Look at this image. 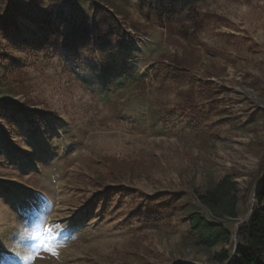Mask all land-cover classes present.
Wrapping results in <instances>:
<instances>
[{
  "label": "rangeland",
  "instance_id": "obj_1",
  "mask_svg": "<svg viewBox=\"0 0 264 264\" xmlns=\"http://www.w3.org/2000/svg\"><path fill=\"white\" fill-rule=\"evenodd\" d=\"M165 2L67 0L69 16L93 18L102 6L123 22L106 69L97 48L38 45L55 0H0V16L13 14L29 43L0 32V103L30 98L44 112L0 111V264H220L213 255L234 247L264 166V0H193L175 16ZM163 54L182 56L189 81L168 73ZM207 80L218 101L210 114L197 88ZM233 170L247 201L223 220L232 241L202 247L188 214L212 213L195 192ZM166 196L180 212L144 207ZM46 224L57 254L32 260Z\"/></svg>",
  "mask_w": 264,
  "mask_h": 264
},
{
  "label": "trees",
  "instance_id": "obj_2",
  "mask_svg": "<svg viewBox=\"0 0 264 264\" xmlns=\"http://www.w3.org/2000/svg\"><path fill=\"white\" fill-rule=\"evenodd\" d=\"M191 1L193 0H166L163 9L170 16H175L188 9ZM55 2L58 3V9L49 8L44 14L42 22L46 26L44 34L36 39L38 45L68 51H83L89 54H94L95 48H97L102 53L106 69H109V61L114 59L115 46L122 43L124 39L123 22H120L118 14L102 6H97L93 18L78 13L69 16L65 8L67 0H55ZM197 21L196 23L199 24V20ZM0 32L15 40H21L29 46L24 36V30L11 13L0 16ZM5 57L13 59L6 55ZM162 57L168 61L169 74L182 81L188 80L191 68L182 56L163 54ZM20 83L19 85L24 87L23 82ZM194 88L195 83L193 82L191 83L192 92L190 91L188 107H191L192 102H194ZM197 88L204 92V95L210 97V103L214 104L215 107L208 112L210 114L216 109V103H218L214 82L212 80L201 82ZM186 93L185 91L178 92L180 99L182 96H186ZM31 103L32 100L27 98L23 103H14L13 106H9V103L3 100L0 103V111L3 113L10 111L11 118H15L21 112L27 116H43L44 112L29 109L28 106ZM238 174L239 172L233 170L232 174L225 175L206 191L195 192L198 201L212 213L211 218L197 210L188 214L189 225L197 235L198 245L210 249L231 243L234 233L223 220L225 218H238L240 200L243 203L247 201L246 194L240 196L238 183L234 180V176ZM259 185L260 187H257V192H255L256 203L253 205L248 218L238 227L237 242L231 250L223 248L216 252L213 255L215 262L220 264H264V166L258 177ZM144 207L151 215L175 214L180 212L182 203L174 196H166L163 199H146Z\"/></svg>",
  "mask_w": 264,
  "mask_h": 264
},
{
  "label": "snow or ice",
  "instance_id": "obj_3",
  "mask_svg": "<svg viewBox=\"0 0 264 264\" xmlns=\"http://www.w3.org/2000/svg\"><path fill=\"white\" fill-rule=\"evenodd\" d=\"M55 227L58 228L60 227V225L56 224ZM34 238L39 241V244L36 247L35 253L30 257L32 260L43 258L40 254V249H43V251L48 252L52 255L57 254L53 244L51 243V241L55 238L53 235V226L47 224L44 225L39 231L34 234Z\"/></svg>",
  "mask_w": 264,
  "mask_h": 264
},
{
  "label": "water",
  "instance_id": "obj_4",
  "mask_svg": "<svg viewBox=\"0 0 264 264\" xmlns=\"http://www.w3.org/2000/svg\"><path fill=\"white\" fill-rule=\"evenodd\" d=\"M259 187H260V185L258 186V188H259ZM258 188H257V189H258ZM256 192H257V190H256Z\"/></svg>",
  "mask_w": 264,
  "mask_h": 264
}]
</instances>
